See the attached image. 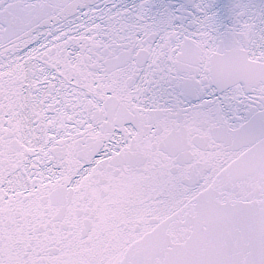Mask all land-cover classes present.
I'll use <instances>...</instances> for the list:
<instances>
[{
  "label": "snow or ice",
  "instance_id": "snow-or-ice-1",
  "mask_svg": "<svg viewBox=\"0 0 264 264\" xmlns=\"http://www.w3.org/2000/svg\"><path fill=\"white\" fill-rule=\"evenodd\" d=\"M0 264H264V0H0Z\"/></svg>",
  "mask_w": 264,
  "mask_h": 264
}]
</instances>
